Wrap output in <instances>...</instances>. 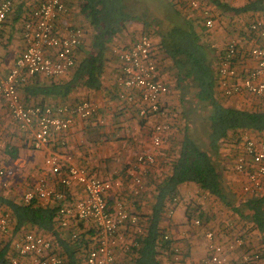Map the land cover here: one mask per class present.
<instances>
[{"label":"trees","instance_id":"16d2710c","mask_svg":"<svg viewBox=\"0 0 264 264\" xmlns=\"http://www.w3.org/2000/svg\"><path fill=\"white\" fill-rule=\"evenodd\" d=\"M79 1L80 13L92 30L89 49H82L83 56L79 59L74 54L75 66L67 80L40 83L35 77L34 82L28 81L21 85L18 88L23 89L21 101L25 105H50L44 103L45 98H65L79 87L88 91L99 90L102 87L101 78L107 60L108 44L126 24L136 23L142 27L140 36L147 34L152 41V56L161 79L167 86V92L169 87L161 67L166 69L164 72L173 73L174 86L183 108L178 117L182 125V138L178 147L173 146L167 150L165 164L168 172L160 180H151L154 184L151 213L146 216V226L141 227L143 222L139 219L141 232L129 244L132 256L130 264H162L158 255L169 251L172 241L170 235L167 239L164 238L167 232L161 229L160 223L164 213L172 208L175 211L177 206H184L185 217L190 225L195 219H199L201 227L207 228L213 217L206 203L208 201L222 204L237 216L236 222L239 224L231 226L234 235H239L252 244L253 249L261 256V264H264V193L241 195L236 185L228 189L222 177L224 173L232 171V160L241 147L245 133L264 140V101L253 96L255 102L250 104L251 107L232 105L230 97L223 95L219 87L218 65L225 47L218 50L203 40L207 32L214 30V18L217 16L227 18L229 22L234 16L253 13L256 17L246 15L252 19L245 25L247 33L244 30L242 37L236 38V65L239 60L248 59V49L261 44L249 25L253 21L264 19V0H246L239 5L234 4L239 0H198V8L190 7L189 0ZM204 8L212 12L211 28L204 26ZM233 35H239V32ZM131 43L122 46H129ZM111 48V54L114 55V48ZM117 63L114 86L118 97L121 89L117 83L120 70L118 59ZM31 97L41 98L37 103H29L27 99ZM161 109L163 117L168 114L176 117V113L164 110L163 104ZM197 109L200 111L197 121L199 119L205 131L194 135L189 131L187 119ZM196 126L198 127L197 123ZM4 153L8 160H14L18 156V147L7 143ZM224 156L230 160L222 162L221 158ZM143 184L145 187V183ZM182 184L194 185L197 193L188 199L178 197L179 186ZM174 198L178 200L172 206ZM0 206L9 213L12 233L26 229L49 235L54 247H58L62 264H85L87 249L95 243V230L90 223L83 226L81 222L67 231L58 228V201L54 205L43 204L38 199L25 203L23 197L21 201H16L8 195H0ZM223 222L229 225L227 220ZM71 230L77 231L76 238L70 236ZM11 240L0 242V264L9 262Z\"/></svg>","mask_w":264,"mask_h":264},{"label":"built area","instance_id":"2783aa9c","mask_svg":"<svg viewBox=\"0 0 264 264\" xmlns=\"http://www.w3.org/2000/svg\"><path fill=\"white\" fill-rule=\"evenodd\" d=\"M23 1H0V32L7 15L16 4ZM189 6L198 8L199 1L189 0ZM66 10L65 0H42L31 9L21 29L24 49L16 57L9 72L0 79V100L5 102L16 125L31 133V148L45 153L44 166L57 177L58 184L63 189L77 184L84 192L80 199L66 202L64 191L50 189L46 180L40 178L25 191L23 202L54 198L59 202L56 218L58 228L70 229L75 223L85 222L90 223L95 230V243L87 249L85 264H116L114 249L123 239L120 229L133 226L137 228V234L141 232L138 215L130 212L121 199L113 205L107 201L109 193L121 186L120 180L98 178L90 174L86 167L75 164L70 155L62 153L58 147L50 148L54 135L67 130L76 117L88 119L96 116L98 107L86 99L74 104L25 105L18 92L21 85L37 75L57 77L68 73L75 66L74 54L81 44L84 30L64 26L63 31H60L58 20ZM202 15L204 26L211 28L213 18L210 11L204 8ZM249 28L263 43L248 49L247 60L250 65L238 66L235 63L237 42L230 40L218 65L219 87L227 97L245 94L264 101V19L253 21ZM152 48L150 37L143 34L129 46L113 49L120 65L117 76L121 88L118 100L125 107L134 109L143 120L163 114L162 96L167 93V86L152 56ZM170 128L167 122L154 123L151 135L154 148L163 145L165 134ZM60 145H65L64 141ZM154 163L152 153L136 155L127 171L133 184V195L144 189V177ZM231 165L232 171L242 179L237 189L241 195L264 193V140L245 133ZM6 185V172L0 168V188ZM177 200L173 199L172 206ZM173 212V208L168 210L169 217ZM192 225L203 229L207 252L203 259L189 260L185 264H261L260 254L241 236H226L220 230L205 229L201 227L199 219H195ZM77 234L75 230L70 232L72 238H76ZM11 236L8 264L63 263L49 235L26 229L12 233L9 213L0 206V241L8 240ZM164 238L167 239L168 235L165 234Z\"/></svg>","mask_w":264,"mask_h":264},{"label":"crops","instance_id":"0c3cea01","mask_svg":"<svg viewBox=\"0 0 264 264\" xmlns=\"http://www.w3.org/2000/svg\"><path fill=\"white\" fill-rule=\"evenodd\" d=\"M41 1L25 0L20 4H16L7 15L0 32V79L9 72L14 65L16 57L23 51L24 43L21 33L23 22L28 18L31 9ZM245 1L239 0L238 2H234V4H243ZM65 3L67 10L60 16L58 28L60 31H63L64 26H74L84 30L81 44L75 51V56L79 59L83 56L84 50L82 49H89L92 30L88 26L84 16L80 13V1L65 0ZM246 15L256 17L253 13L244 14V16ZM216 20L218 19L216 18ZM214 28H216V24ZM231 28L235 27H229L227 30L229 31ZM141 31L142 27L139 24H126L122 31L110 41L106 54L107 60L101 78L102 87L99 90L88 91L84 87H79L72 91L68 97L45 98L44 100L46 101L44 103L50 105L74 104L88 99L98 107L96 116L88 119L76 117L67 130L54 135L51 138L50 148L52 150L58 147L62 153L70 155L75 164L86 167L90 174L98 178L120 180L121 186L109 193L107 201L110 205H113L116 200L121 199L130 212L138 215L140 221L143 222L141 224L142 227V225L146 226L148 224L146 216L151 213L154 189V184H152L151 180H160L168 172V167L165 164L167 150L170 147L173 148V146L178 147L182 138V125L178 117H180L179 113L183 108L179 100L178 91L174 86L173 73L171 74L168 70V72H164L166 69L163 67H161V71L164 73L165 77H163L166 79L169 87V91L162 96L163 109L176 113L174 115L176 117H172L171 114L163 117L162 114L149 120H143L138 117L134 109L125 107L118 100L114 86L118 63L117 57L111 54L110 48L112 47L111 49H113L136 41ZM214 35L217 39L225 36L220 29L216 30ZM73 69L57 77H46L43 75L35 77L40 83L65 81L69 78ZM34 78L30 79L29 83L34 82ZM18 92L20 98L23 99V89L20 88ZM39 98L41 97H31L27 101L29 103H37ZM253 100L255 98L251 95H237L229 98V102L236 107H251L250 104L255 102ZM8 116L10 117L5 102L0 100V145H2L0 148L4 149L10 139H12L11 144L18 147V156L14 160L13 165L9 166V173H6L7 185L5 187L11 184L16 189L17 187L18 189L21 188L19 192L22 190L27 191L35 181L43 178L50 189L65 192L66 202L71 203L83 197L84 192L80 185L74 184L68 189H63L58 184L57 177L51 174L44 166L43 159L45 153L31 148V133L20 130ZM158 121L171 124V128L165 134L161 148L155 149L151 144V135L153 133V125ZM13 123L14 127L16 126L15 128L11 125ZM61 141H64L65 145L61 146ZM144 152L152 153L155 157V163L144 177V189L137 195H133L131 193L133 184L127 175V171L135 161L136 155ZM221 160L222 162L227 161L226 156L223 159L221 158ZM61 173L63 174L64 170ZM222 177L228 189L234 188L235 185L238 189L242 182L240 176L233 171L224 173ZM194 193H197L194 185L182 184L179 186L178 197L188 199ZM38 201L49 205L57 203L54 198ZM184 210V206H177L171 217H169L168 212L164 213L160 227L165 233L167 232V235H170L172 245H170L169 251L161 252L158 255L162 264H185L186 261H199L206 256L207 247L204 237H197L195 233L189 235L186 232L190 224L185 217ZM223 220H227L230 223L233 220H237V216L228 210ZM78 223H75L73 227L75 228ZM81 223L83 226L87 224L85 222ZM192 228L194 230L199 229L196 227ZM136 231L137 228L134 229L128 226L120 229L123 239L119 241L114 249L116 264L131 263L132 256L129 253V244L132 238L136 236ZM55 249L58 252V247L55 246Z\"/></svg>","mask_w":264,"mask_h":264},{"label":"rangeland","instance_id":"374dc122","mask_svg":"<svg viewBox=\"0 0 264 264\" xmlns=\"http://www.w3.org/2000/svg\"><path fill=\"white\" fill-rule=\"evenodd\" d=\"M212 13V12H211ZM218 20L215 21V24H216V28H214V30L211 32H207L205 34V36L203 37V40L210 43L214 48L216 49H220L221 47H226L225 45L230 41V40H233L236 41L237 37H242V34L244 33V30L245 32L247 33L246 29H245V25L246 23H249L250 19L249 17L247 16H234L232 19L233 20H230L228 22L229 19L225 18H219L217 16ZM216 19V18H214ZM235 27V28H231V30H227V28L229 27ZM220 29L223 33V35H225L223 38H216V36L214 35V32L216 30ZM234 29V30H233ZM239 32V35H233L235 32ZM229 36V37H228ZM252 40V39H251ZM261 43H263V41H261ZM252 45L254 44L253 43V40H252ZM247 46V45H246ZM251 46V45H249ZM247 46V47H249ZM245 47V49L247 48ZM250 65L249 63V60H247L246 58L244 59H241L238 61V66H248ZM246 96V95H245ZM253 97V96H252ZM254 98V97H253ZM195 113L192 115L189 116V119H187V123L189 125V131L191 133H193L194 135H198L199 133H204L205 131V127L199 122V119L197 121V115L198 113L200 112L198 109L197 110H194ZM8 118H10L8 116ZM11 120V119H10ZM12 121V120H11ZM195 123V124H193ZM196 123L198 124V127L196 126ZM13 128L14 127V123L11 124ZM30 137V135H29ZM11 141L12 139H10L8 141V143L11 144ZM12 145V144H11ZM2 145H0L1 147ZM15 160V159H14ZM14 160H8V158L6 157V154L4 153V149H1L0 148V168L5 170L6 173H9V166H12L13 165V162ZM21 188L17 189L14 188L11 184H8L7 187H1L0 188V195H8L9 198H12V199H15L16 201H21L22 200V197L25 193V191H20ZM13 191V192H12ZM205 201V200H204ZM203 201V203H205ZM207 203V206L209 207L210 209V212H211V215L213 216L212 217V220L208 223L207 227L208 228H211V229H216V230H220L222 231L226 236H234V231L232 230L231 226H236L238 225L239 223L236 222V220H233L229 223V225L225 224L223 221V218H225V215H226V212L228 211L227 208H225L222 204H219V203H215V202H212V201H208L206 202ZM223 227V229H221ZM200 230H194L192 228V225L189 226V229L186 230V232L189 233V235H192L193 233L197 234V237H204L203 236V232H199ZM11 239H12V236H11ZM254 241H257V239L255 237H253ZM1 242V241H0Z\"/></svg>","mask_w":264,"mask_h":264}]
</instances>
